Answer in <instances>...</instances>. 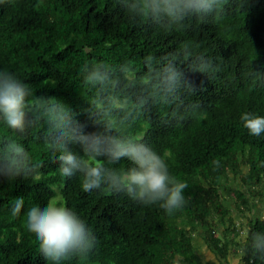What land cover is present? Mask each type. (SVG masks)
<instances>
[{
  "label": "trees",
  "instance_id": "16d2710c",
  "mask_svg": "<svg viewBox=\"0 0 264 264\" xmlns=\"http://www.w3.org/2000/svg\"><path fill=\"white\" fill-rule=\"evenodd\" d=\"M185 41L217 65L203 85L201 76H192L198 91L180 97V112L183 105L198 103L197 116L174 118L175 105L151 108L132 131L188 184L187 206L168 216L122 195L83 192L78 178L60 177L55 155L33 133L23 143L34 151L41 175L34 181H0V264H52L24 227V212L49 199L76 212L99 241L87 260L65 264H232L235 256L242 264H262L244 252L241 237L264 231V215L257 214V198L264 199V133L250 136L240 116H264V0H229L215 19L194 20L185 31L171 34L130 25L112 0L0 5V68L15 72L36 96L55 95L77 111L86 95L80 87L85 63L131 61L142 69L146 56L159 57ZM79 119L87 131H95L86 116ZM17 197L24 198L25 207L13 217Z\"/></svg>",
  "mask_w": 264,
  "mask_h": 264
},
{
  "label": "clouds",
  "instance_id": "9594fccd",
  "mask_svg": "<svg viewBox=\"0 0 264 264\" xmlns=\"http://www.w3.org/2000/svg\"><path fill=\"white\" fill-rule=\"evenodd\" d=\"M112 2L130 25L152 26L171 34L185 31L194 20L215 19L229 0ZM12 3L0 0V5ZM216 71L213 58L198 52L188 41L159 57L146 56L142 69L131 61L115 66L104 61L85 63L80 68V87L86 95L77 111L55 95L36 96L15 72L0 68V181H34L41 175L34 151L23 143L39 133L43 145L56 157L60 177L78 178L83 192L122 195L174 215L188 204L184 195L188 184L172 175L165 157L138 140L132 129L151 108L175 105L174 118L186 114L196 117L200 105H183L181 113L180 97L198 91L192 76H201L203 85ZM81 115L95 131H87ZM240 120L250 136L264 133V116L244 112ZM123 161L130 166H124ZM24 207V198L17 197L11 215L20 216ZM24 227L34 236L40 255L52 264H65L74 258L85 261L99 243L76 212L54 199L45 206H30L24 212ZM241 239L244 252L264 264V231L244 233Z\"/></svg>",
  "mask_w": 264,
  "mask_h": 264
},
{
  "label": "rangeland",
  "instance_id": "374dc122",
  "mask_svg": "<svg viewBox=\"0 0 264 264\" xmlns=\"http://www.w3.org/2000/svg\"><path fill=\"white\" fill-rule=\"evenodd\" d=\"M232 185L235 186V182H233ZM257 200H258V212H257V214H258V215H264V199H259V198H257ZM257 200H255V201H257ZM229 202H231L230 204H231V207H232V209H233V213H232V215H234L235 220H236V223H237L239 226H242L244 220L242 219V217H241L240 215H238V214L235 212L236 210L234 209L235 206H234L233 201H229ZM232 205H233V206H232ZM200 244H201V239H198V237H197V239H196V245L199 246ZM203 252L206 253L207 257H209V258L212 257L211 253L208 252L207 250L204 249ZM232 261H234L235 263H237V261H239V256H235V257L233 258Z\"/></svg>",
  "mask_w": 264,
  "mask_h": 264
},
{
  "label": "crops",
  "instance_id": "0c3cea01",
  "mask_svg": "<svg viewBox=\"0 0 264 264\" xmlns=\"http://www.w3.org/2000/svg\"><path fill=\"white\" fill-rule=\"evenodd\" d=\"M232 264H242V263L240 262V258H239V261H237V263H235L234 261H232Z\"/></svg>",
  "mask_w": 264,
  "mask_h": 264
}]
</instances>
